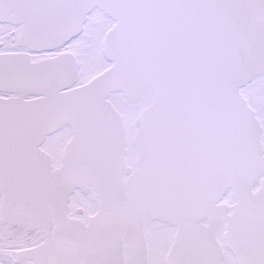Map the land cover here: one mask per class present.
I'll return each mask as SVG.
<instances>
[{"label":"snow or ice","instance_id":"1","mask_svg":"<svg viewBox=\"0 0 264 264\" xmlns=\"http://www.w3.org/2000/svg\"><path fill=\"white\" fill-rule=\"evenodd\" d=\"M0 264H264V0H0Z\"/></svg>","mask_w":264,"mask_h":264}]
</instances>
